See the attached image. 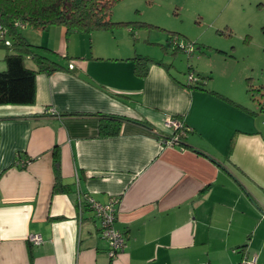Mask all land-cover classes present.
Returning <instances> with one entry per match:
<instances>
[{
    "label": "crops",
    "instance_id": "crops-1",
    "mask_svg": "<svg viewBox=\"0 0 264 264\" xmlns=\"http://www.w3.org/2000/svg\"><path fill=\"white\" fill-rule=\"evenodd\" d=\"M20 31L73 67L37 73L34 103L0 105V264H108L85 196L114 201L118 264H264L262 97L251 107L210 76L187 87L172 61L140 77L132 57L155 56L113 28ZM8 52L0 46V70ZM108 115L124 118L116 135L99 133ZM166 116L187 127L180 145L161 141L174 133Z\"/></svg>",
    "mask_w": 264,
    "mask_h": 264
},
{
    "label": "rangeland",
    "instance_id": "rangeland-1",
    "mask_svg": "<svg viewBox=\"0 0 264 264\" xmlns=\"http://www.w3.org/2000/svg\"><path fill=\"white\" fill-rule=\"evenodd\" d=\"M111 19L117 36L129 35L124 47L135 40L138 52L172 61L185 82L188 72L200 81L210 76L251 107L252 98L264 100V0H118ZM170 36L193 44L192 51L175 52ZM258 116L264 120V111Z\"/></svg>",
    "mask_w": 264,
    "mask_h": 264
},
{
    "label": "trees",
    "instance_id": "trees-1",
    "mask_svg": "<svg viewBox=\"0 0 264 264\" xmlns=\"http://www.w3.org/2000/svg\"><path fill=\"white\" fill-rule=\"evenodd\" d=\"M116 1L118 0H0V46L10 51L4 57L5 68L0 70V105L34 103L37 73L50 74L60 69H71L69 64L65 67L60 63L48 48L27 41L20 31L22 26L45 29L49 26L60 25L64 26L67 32L86 34L98 29H112L114 25H117V22L111 19L112 7ZM120 23L126 24V22ZM6 38L11 40L9 44H5ZM176 49L179 48L174 47L173 50L176 52ZM27 56L34 62V68L26 66ZM132 60L134 72L140 77L147 73L150 62L162 63L167 68L173 65L140 54H135ZM206 82L207 80L203 78V81L198 80L194 83H189L187 80L184 84L187 87L204 88ZM247 90L249 91L248 88ZM257 90L258 93L261 91V89ZM210 92L241 110L251 114L256 113L216 91ZM106 117L111 119V122H102L99 133L104 136L119 133L124 118L113 115ZM182 127L187 130L183 123Z\"/></svg>",
    "mask_w": 264,
    "mask_h": 264
},
{
    "label": "built area",
    "instance_id": "built-area-1",
    "mask_svg": "<svg viewBox=\"0 0 264 264\" xmlns=\"http://www.w3.org/2000/svg\"><path fill=\"white\" fill-rule=\"evenodd\" d=\"M170 43L173 47H177L181 50H186L187 52L192 51L193 44L181 41L177 37L170 36ZM5 44H9V41L5 40ZM72 67V64H69V68ZM187 80L189 83H194L200 79L199 77H194L193 73L190 72L187 76ZM49 112H53V108H49ZM164 124L167 128H172L174 130V133L167 139L161 138L162 143L170 146L180 145L181 138H183L187 132L186 129H183L182 122L176 117L166 116ZM85 197L88 205L91 207L96 217L98 218L100 235L107 241L108 264H118V255L125 247V237L119 230L114 227L116 214L113 205L114 201L111 199L106 204H101L91 197ZM27 239L34 245L40 244L42 242V237L39 234L35 233L29 234L27 236ZM255 260L256 258L242 260L240 264H255Z\"/></svg>",
    "mask_w": 264,
    "mask_h": 264
}]
</instances>
